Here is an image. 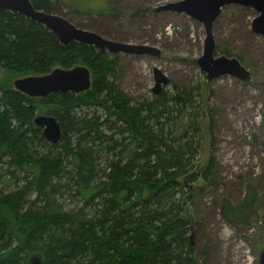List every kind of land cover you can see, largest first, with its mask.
Instances as JSON below:
<instances>
[{"label": "trees", "instance_id": "trees-1", "mask_svg": "<svg viewBox=\"0 0 264 264\" xmlns=\"http://www.w3.org/2000/svg\"><path fill=\"white\" fill-rule=\"evenodd\" d=\"M30 1L62 16L53 1L73 9L63 0ZM98 13L115 9L105 3ZM77 64L91 73L90 88L78 94L30 97L0 79V264H29L33 252L43 264H199L188 237V186L198 177L214 185L217 165L213 156L202 164L196 158L203 112L186 110L196 102L192 90L174 85L135 101L111 79L117 55L76 41L62 45L42 24L0 11V72L17 78ZM38 103L61 126L55 143L33 122ZM71 192L76 206L58 205L55 197ZM255 203L248 184L239 203L223 198L218 210L250 226L259 215ZM256 238L260 249L264 237Z\"/></svg>", "mask_w": 264, "mask_h": 264}, {"label": "rangeland", "instance_id": "rangeland-1", "mask_svg": "<svg viewBox=\"0 0 264 264\" xmlns=\"http://www.w3.org/2000/svg\"><path fill=\"white\" fill-rule=\"evenodd\" d=\"M63 1L73 9L59 1H53L52 6L73 24L109 39L147 43L160 50L158 56L116 54L120 68L111 79L124 94L135 101L151 99L153 67L169 77L170 83L162 87L166 93L172 92L174 85L192 90L196 102L186 110L203 112L196 158L202 164L210 155L217 165L214 185L198 177L188 186L193 192L189 208L196 258L199 264H258L256 237H264V38L250 29L256 12L231 4L223 7L213 25L216 55L238 57L250 70L251 79L245 82L222 75L207 81L196 63L202 52V25L183 13L155 11L157 6L176 0ZM105 3L115 9L114 14L98 13ZM0 79L15 78L3 70ZM86 109L92 107L83 106L81 111ZM42 113L43 106L38 103L36 114ZM248 184L256 193L259 215L250 226L236 225L219 214L218 206L223 198L239 203ZM55 198L63 208L77 203L72 192Z\"/></svg>", "mask_w": 264, "mask_h": 264}, {"label": "water", "instance_id": "water-1", "mask_svg": "<svg viewBox=\"0 0 264 264\" xmlns=\"http://www.w3.org/2000/svg\"><path fill=\"white\" fill-rule=\"evenodd\" d=\"M231 4L250 7L256 12L251 20L250 29L255 35L264 38V0H176L155 8V11L183 13L202 25L204 29L202 52L196 58V63L201 72H204L207 81L222 75H228L245 82L251 79L250 70L237 57L224 54L216 55L215 53L213 25L220 16L223 7ZM1 10L19 13L42 24L57 37L62 45L76 41L92 45L111 55L124 53L158 56L160 54V50L154 45L117 41L95 31L76 26L62 15L35 8L30 0H0ZM152 75L151 91L153 95H157L163 86L170 83V79L158 67H153ZM12 84L16 90L30 97H45L57 92L78 94L90 88L91 73L89 68L82 64L69 68L54 67L45 74L17 77L13 79ZM33 122L42 128V135L48 142L55 143L61 138V126L54 115L36 114ZM193 235L194 231L190 226L188 237L191 246H194ZM28 262L29 264H43V256L39 252H33L28 257ZM257 262L264 264V246L259 249Z\"/></svg>", "mask_w": 264, "mask_h": 264}]
</instances>
